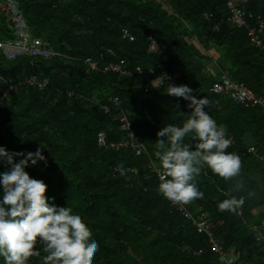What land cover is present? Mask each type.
Listing matches in <instances>:
<instances>
[{"label": "trees", "instance_id": "trees-1", "mask_svg": "<svg viewBox=\"0 0 264 264\" xmlns=\"http://www.w3.org/2000/svg\"><path fill=\"white\" fill-rule=\"evenodd\" d=\"M16 1L32 36L47 41L59 56L9 61L0 52L3 79L16 84L31 76L49 80L44 90L21 86L5 99L0 82V146L24 153L43 148L47 163L26 171L48 185L46 195L56 205L68 204L82 216L99 244L93 264H224L209 236L192 226L202 219L212 225L214 238L225 249L235 251L238 264H264V110L212 92L218 78L209 66L215 58L189 42L197 35L205 49L208 44L218 48L221 71L264 98V52L250 44L245 28L228 22L226 2ZM239 1L248 13L264 18V0ZM125 31L134 41L123 37ZM151 37L157 41V52L149 51ZM14 38L0 9V41ZM100 56H104L102 68L123 60L132 73L163 64L197 99L206 97L210 102L206 111L233 139L226 151L240 156V175L225 179L204 166L195 178L203 199L173 203L159 194V177L145 167L150 158L161 167L155 156L157 133L168 124L182 126L190 114L182 107L187 100L168 95L170 83L153 86L144 75L95 72L84 64L87 58ZM160 75L158 71L153 79ZM70 92L86 101L69 96ZM112 99H118L120 106L114 107ZM105 105L112 114L105 113ZM122 111L147 148L142 157L133 150L114 152L98 146L101 131L110 141L123 139L118 120ZM193 135L184 143L194 147ZM121 164L124 175L118 170ZM4 170L0 163V171ZM237 182L242 185L239 191ZM230 196L244 200L236 213L218 207ZM183 207L193 217H185ZM29 264L40 261L33 257Z\"/></svg>", "mask_w": 264, "mask_h": 264}, {"label": "clouds", "instance_id": "clouds-1", "mask_svg": "<svg viewBox=\"0 0 264 264\" xmlns=\"http://www.w3.org/2000/svg\"><path fill=\"white\" fill-rule=\"evenodd\" d=\"M167 88L168 95L191 101L192 111L182 126L168 124L157 133L155 156L163 170L159 175L158 192L173 203L187 204L204 197L195 183L204 166L229 179L240 175L241 158L235 152L226 151L232 140L226 129L206 111L210 103L206 97L196 99L187 85L169 84ZM189 134H194V147L184 143ZM41 162L47 163L42 147L24 153L0 146V163L5 167L0 171V258L3 264H29L33 257L40 264H93L99 244L82 216L68 204L56 205L54 198L46 195L48 185L26 171ZM118 170L121 175L125 174L122 164L118 165ZM241 188L237 182L236 191ZM243 203L242 198L230 196L218 207L221 211L236 213Z\"/></svg>", "mask_w": 264, "mask_h": 264}, {"label": "built area", "instance_id": "built-area-1", "mask_svg": "<svg viewBox=\"0 0 264 264\" xmlns=\"http://www.w3.org/2000/svg\"><path fill=\"white\" fill-rule=\"evenodd\" d=\"M226 2V7L228 10V22L236 28H245L247 30L248 38L250 44L264 52V18L258 15H253L248 13L244 2L239 0H224ZM0 9L6 14L9 21L12 24L14 29V39H7L0 41V52L9 61H16L23 56H29L33 59H42L49 60L50 58L59 56V53L53 52L49 44L42 40L33 38L30 34L27 24L22 15L20 5L16 0H0ZM209 20V16H206ZM186 27L190 32L191 28L188 24ZM125 39H130L134 41V37L127 31H125ZM193 40H198L197 35H193ZM150 49L149 51L157 52V41L154 38H150ZM207 54V53H206ZM113 55V53H111ZM104 60V56H100L98 59L87 58L84 61V64L89 67L92 71L103 72L106 74L116 73L121 76H132L136 73L138 76H146L153 86H164L166 83L174 85H183L177 81V77L171 75L167 71V67L163 64H159L156 69L153 70H144L142 68H137L134 73L126 69L125 61L111 62L101 67V62ZM160 71V76L156 79H153V76ZM210 71V70H209ZM218 82L213 86L212 92L218 95H225L230 97L232 100L238 102L239 104L245 105L246 107H261L264 110V98L256 96V94L247 87L244 83L234 82L231 76L227 72L220 73L217 76ZM0 82L3 84V89L1 91L2 98L5 99L12 92L21 86H28L31 88H37L39 90H44L49 85L48 79H42L39 76L28 77L24 83L18 82L15 83L14 80L7 81L0 77ZM193 97H196L195 94L191 93ZM69 96L76 97L79 100L86 101L85 97L82 95H77L73 92L69 93ZM114 107L120 106V101L118 99H112ZM191 101H186L183 104V108L191 113L192 109L189 107ZM106 114H112L113 110L109 105L102 107ZM120 126L119 132L124 135L121 141H110L108 135L105 131H101L97 135V143L99 148L120 152L123 150H133L138 157L144 156L147 148L144 143H142L135 130L133 129L132 123L129 119V116L125 111L120 113L118 118ZM232 144L233 145V139ZM149 157V155H148ZM146 170L150 174L157 175L159 177L162 174V168L153 160H151L146 165ZM136 171V170H135ZM181 212L185 217H193L186 208H181ZM192 226L197 229L199 233H206L212 245V249L217 253L224 264H238L235 251L233 249H225V247L214 238V234L211 231V224H209L205 219L194 221ZM259 226L255 225L254 229L256 232L259 230ZM198 255L197 253H194Z\"/></svg>", "mask_w": 264, "mask_h": 264}, {"label": "crops", "instance_id": "crops-1", "mask_svg": "<svg viewBox=\"0 0 264 264\" xmlns=\"http://www.w3.org/2000/svg\"><path fill=\"white\" fill-rule=\"evenodd\" d=\"M190 26V28H191V30H193V31H195L196 32V29H195V27L194 26H192L191 24L189 25ZM197 46V45H196ZM202 46V45H201ZM197 47H199L200 48V46H197ZM203 47V46H202ZM204 48V47H203ZM201 49V48H200ZM207 49H205L204 48V52L205 53H207L208 51H206ZM215 56H212L213 57V60H214V58H215V60L214 61H211L210 62V66H209V70L210 71H212L213 73H215L217 76L218 75H220V73L222 72L221 71V69H220V66L217 64L218 63V59H219V49L218 48H216V50H215ZM207 55H209V53H207ZM247 143H251V141L249 140Z\"/></svg>", "mask_w": 264, "mask_h": 264}, {"label": "rangeland", "instance_id": "rangeland-1", "mask_svg": "<svg viewBox=\"0 0 264 264\" xmlns=\"http://www.w3.org/2000/svg\"><path fill=\"white\" fill-rule=\"evenodd\" d=\"M191 44H195V46L197 45V46H200V48L202 49V50H204V48L201 46V44H199V42L197 41V40H191V41H189ZM206 51H208V53L210 54V55H212V56H215L216 54V52H215V50H216V48L212 45V44H208L207 46H206Z\"/></svg>", "mask_w": 264, "mask_h": 264}]
</instances>
